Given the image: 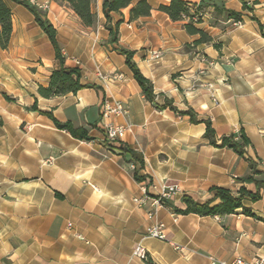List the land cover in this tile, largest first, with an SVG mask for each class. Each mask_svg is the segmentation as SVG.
Listing matches in <instances>:
<instances>
[{
	"label": "crops",
	"instance_id": "obj_1",
	"mask_svg": "<svg viewBox=\"0 0 264 264\" xmlns=\"http://www.w3.org/2000/svg\"><path fill=\"white\" fill-rule=\"evenodd\" d=\"M5 1L11 35L7 48H0V264H207L210 257L229 262L264 254L262 189L259 200L243 199L256 216L173 210L184 208V195L197 202L210 199L214 186L254 191L253 183L241 180L250 174L247 157L257 161L256 178L264 180V0H244L257 1L251 12L242 10L241 0H221L242 12L238 25L230 21L224 29L210 24L212 8L204 11L197 26L221 43L219 50L208 44L188 49L185 44L196 36L156 9L169 0H148L150 14L133 21L124 9L116 44L103 27L102 0H92L93 27L82 26L71 10L51 0L45 16L56 29L65 65L79 68L81 83L96 86L51 98L40 96L37 86H46L57 67L52 45L25 7ZM117 47L135 51L133 61L153 83L158 104L167 97L178 110L192 108L210 119L217 137L237 136L242 128L250 141L244 156L210 145L204 123L156 109ZM154 50L158 58L151 57ZM104 99L128 110L109 118L130 126L120 143L103 140ZM35 101L38 110L86 128L93 139L79 140L56 128L30 109ZM135 172L151 182L135 181ZM163 185L179 189L170 205L149 214V203L133 201L142 190L157 195ZM159 223L165 240L146 233ZM138 244L147 251L146 261L133 255Z\"/></svg>",
	"mask_w": 264,
	"mask_h": 264
},
{
	"label": "trees",
	"instance_id": "obj_2",
	"mask_svg": "<svg viewBox=\"0 0 264 264\" xmlns=\"http://www.w3.org/2000/svg\"><path fill=\"white\" fill-rule=\"evenodd\" d=\"M25 7L33 16L36 24L43 31L50 41L54 58L57 62V67L51 70L48 76V83L46 86L38 85L37 93L44 98H51L56 96H63L68 93H75L77 90L85 87H96L94 84L81 83V73L79 68L65 65V57L62 54L61 47L56 38V29L46 18L45 12L40 11L25 0H13ZM65 8L71 10L79 19L84 27H93L97 22V16L91 9L92 0H53ZM257 1H252L251 5L241 0L242 10L252 11L253 6ZM207 8H212L210 24L224 29L228 26L230 21H242V12L228 9L221 0H200L198 3L189 2L186 0H169L167 3H159L157 10L165 13L171 21H181L182 28L189 35L196 36V38L186 43L188 49H194L197 45L208 44L213 48L219 50L221 43L215 41L214 38L198 27L197 24L202 22V15ZM127 9L128 21L136 20L140 17L148 16L151 12V5L148 0H102L101 10L104 16L103 27L109 33V41L112 44L118 42V27L123 21L122 11ZM112 14L118 15V19H114ZM250 19L255 20L261 31L262 25L258 19L251 14ZM11 35V10L5 0H0V48L6 49ZM264 36V32H262ZM118 52L124 56L125 64L130 69L134 80L141 89L144 98L150 102L156 109H170L179 115H187L191 123H204L205 131L204 138L208 143L218 148H228L234 151L238 156L243 157L246 153V148L250 146V141L241 128L235 136L234 134L221 135L217 137L209 118H199L192 108L188 107L186 110H178L172 103L171 99L164 97L163 103L158 104L155 101L156 94L154 93L153 83L146 78L139 70L137 64L133 61L134 50L124 47H117ZM175 75H172L174 77ZM6 100H13V98L4 95ZM31 110L38 111L46 115L56 128L68 132L72 137L79 140H92L93 137L89 135L86 128L81 126H73L69 121L61 122L57 120L51 111H40L37 109L36 101L30 107ZM250 174L241 178L242 181L253 183L255 190H249L244 186H240L235 192L230 189L214 186L210 188L213 193L212 197L204 202H197L189 196H182L181 201L185 205L180 209L173 207L175 213L178 214H197L200 216H223L239 211L247 216H256L250 209L243 204V199L251 201L259 200L262 196L260 189L264 191V180L256 178L260 175L257 169V161L247 157ZM142 164V163H141ZM135 181L145 180L147 184L151 182L147 176H138L136 172L133 174ZM59 197L60 194L57 193ZM214 203V201H216ZM164 204L170 205L168 200L163 201Z\"/></svg>",
	"mask_w": 264,
	"mask_h": 264
},
{
	"label": "built area",
	"instance_id": "obj_3",
	"mask_svg": "<svg viewBox=\"0 0 264 264\" xmlns=\"http://www.w3.org/2000/svg\"><path fill=\"white\" fill-rule=\"evenodd\" d=\"M40 11H47L50 6L51 0H25ZM239 21H233L234 25H238ZM151 57L158 58L160 56L159 51H151L150 52ZM103 79L106 80H112L114 79H120V75L115 76H109V75H102ZM101 117L105 121L102 123V136L104 141L108 142H117L120 143L126 134L130 131V126L123 125V124H117L111 120H109L112 116H118V115H126L128 110L127 108L120 102V101H113L110 99H104L101 103ZM179 191L178 187L176 185H163L160 188V191L155 196H148L145 191L142 190V196L140 197H134L133 201L137 203L138 205H142L145 203H149L152 207V210L149 214L154 213L156 208L162 207L164 205V200H168L172 195L176 194ZM147 235L153 238H157L160 240H165V233L164 229L162 227V224H154L147 228L146 231ZM173 248L175 250H179L180 247L177 245H173ZM133 255L143 261H146L148 259V254L146 249L138 244L134 247ZM207 264H264V254L258 255L255 257H252L250 259H245L242 257H235L229 262L226 261H220L213 257L209 258V261Z\"/></svg>",
	"mask_w": 264,
	"mask_h": 264
}]
</instances>
